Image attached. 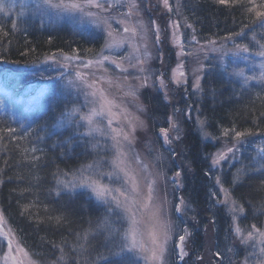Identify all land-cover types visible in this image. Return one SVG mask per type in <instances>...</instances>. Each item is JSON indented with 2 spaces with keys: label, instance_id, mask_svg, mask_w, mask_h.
<instances>
[{
  "label": "trees",
  "instance_id": "obj_1",
  "mask_svg": "<svg viewBox=\"0 0 264 264\" xmlns=\"http://www.w3.org/2000/svg\"><path fill=\"white\" fill-rule=\"evenodd\" d=\"M262 5L264 0L172 1V17L200 43L239 53L240 63L233 70L242 75L232 73L230 66L218 65L211 54L200 70L198 88L188 77L185 85L170 92L168 101L156 85L141 92L156 144L160 143L154 130L164 129L169 115H175L181 124L180 139L174 154L168 151L165 167L167 181L172 173L181 172L178 189L170 182L171 212L177 221L176 200L183 198L188 207L183 223L191 231L188 255L181 262L175 257L176 264H210L204 253L207 230L212 234L214 264L221 260L226 242L234 243V238L226 233L229 216L212 192L211 156L217 149L242 150L243 166L251 171L234 185L229 172L223 182L243 208L242 224L264 228V72L256 70L262 59L258 55L260 45L264 44V16L258 15L264 12ZM0 8V77L5 89L16 91L21 75L48 70V59L53 55L79 54L90 58L102 47L104 37L100 32L89 29L80 33L66 23L48 24L40 17V10L23 12L7 0H0ZM242 48L248 51H240ZM61 102L60 98L59 103H53V108L49 106L26 127L9 114L0 115L1 212L21 244L42 263L71 264L81 257L83 264H120L107 251L105 236L98 232L104 218L103 206L85 191L59 189L57 174L63 179L62 173L71 174L92 160L89 151L71 139V131L55 130ZM197 121H202L207 138L199 132ZM226 130L228 135H224ZM235 132L250 134L237 140ZM86 230L91 231L87 242L83 240ZM61 255L64 260L59 259Z\"/></svg>",
  "mask_w": 264,
  "mask_h": 264
},
{
  "label": "rangeland",
  "instance_id": "obj_2",
  "mask_svg": "<svg viewBox=\"0 0 264 264\" xmlns=\"http://www.w3.org/2000/svg\"><path fill=\"white\" fill-rule=\"evenodd\" d=\"M172 1L176 2V0H168L167 8L164 6L163 0H135L137 7L134 9H130L129 0H120L119 5L110 9L106 7L104 11L95 8L86 10L93 13L98 19L107 20L108 25H110V28H107L103 23L97 25V23L93 22L92 18L82 16L79 12H65L62 9L44 7L41 4V0H7L9 5L17 7L23 12L29 9L35 12H37L36 10H40V17L48 24L66 23L80 33H85V30L89 29L102 33L104 38L101 49L105 47L106 41L110 39L107 36L109 30L112 31L113 36L117 39H126L125 43L119 47L105 50L104 55L109 57V61L104 62L103 65L93 63L89 68L84 67V64L88 61L100 59V51L90 58H82L79 54L65 53H58L49 57V67L45 72H33L19 76L16 84V87L19 85L16 91H20V96L18 97L17 92L12 93L9 89L1 86L2 78L0 77V115L9 114L11 118L14 117V120L17 122L21 121L19 123L26 127L31 121L33 122L47 112L49 106L53 108L52 104L56 101L59 103V99L61 98L62 102L58 107L59 112H56L55 130L61 132L64 130L71 131V139L76 144L82 145L84 150L89 151L88 153L92 157L90 162L94 160L101 161L102 171L110 170L109 161L114 154L110 150L112 140L109 137L112 133L109 132L108 135L95 134L84 136L82 134L85 132L86 127L82 122L79 127L76 123V121H79V114L71 116L70 113L74 108H78L80 113H86L89 107H91V105H85L83 93L77 87L78 74L89 80L100 78L104 81H112L111 87L107 83H101L97 86L107 89L109 95L116 99L117 104L127 109L126 113H122L121 108L113 110L116 116L113 117L114 123L112 127L117 129L122 128L125 133H130L129 138L132 143L131 145L125 143V150L129 153L127 163L133 173L137 174L138 179L141 180L142 191H147L146 184L149 181H155V195L157 197L155 202L162 205L164 218L171 225L172 239L167 246V264L174 263L175 257H177L179 262L187 257V242L191 234V231L183 223V221L185 222L184 215L186 209L188 210L183 198L177 197L176 200V207L179 206L181 209L179 212L176 211V216L180 220L178 221L177 219L175 221L171 212V209H173V193L170 182L174 184L175 189H178L181 185V172L172 173L167 181L165 168L168 161V151L174 154L175 144L180 139L181 124L177 121L175 115H169L167 125L163 129L165 131H161L162 128H155L154 130V134L160 143L156 144L153 140L154 137L150 134L149 121L142 104L141 92L145 87L156 85L168 101L170 99V92L179 86L185 85L188 77L193 78V86L198 88L201 80L200 70L204 66V61L211 54H214L211 57L213 61L221 67L230 66L233 71L232 73L235 74L238 71L234 72L233 69L240 63L238 62V52L232 53L231 50L225 47L217 48L200 43L192 35L191 31L187 30L179 21H176L172 17ZM55 2H59V0H55ZM102 2L107 5V0H102ZM130 11L133 13L131 16L128 15ZM145 14H148L149 17ZM117 21H123L124 23H117ZM138 21L142 22V27ZM124 27H136V37L133 39L130 33H125ZM164 49H167L166 53ZM220 56L221 60H219ZM65 57H69L70 59H65ZM260 59V62L256 65V67L259 65L256 70L264 72V58L260 56ZM250 67L248 69L252 71V65ZM140 69L143 70L141 71ZM166 69L168 70L166 71ZM180 71L184 73L183 76L179 75ZM130 88L135 91L134 98L124 95ZM141 108L142 110H140ZM129 115L132 123L135 125L134 130L129 127L125 119ZM197 124L199 132L204 138H207L202 127V121H197ZM100 126L105 131H108L107 118L101 121ZM166 139L167 143L165 142ZM93 145L97 147L94 149ZM229 148L232 149L231 152L228 151ZM220 153H225L226 158L221 159L218 164L213 165V159ZM137 157L141 161L140 164L136 163ZM242 158L243 152L238 147L220 148L212 153L211 156L213 174L212 192L216 200H219L218 203L225 207L230 219V225L226 233L234 238L232 245L226 242L225 252L222 255L223 259L221 257V260H216V264H261L264 261V252H262L264 243L259 242L258 233L252 231L253 225L246 227L242 224L241 221L244 220L245 213L244 211H240L241 206L237 202L232 204L231 201L234 199L231 195L230 187L226 186L223 182L224 176L229 172L233 180L232 185H234L238 180L242 179L246 172L249 173L251 171V169L243 166L244 161ZM237 174H239L238 180L235 179ZM70 178L71 176L69 175V177L63 179ZM101 179L102 183L110 184L112 187H118L122 183V179L117 180L115 177L109 180L107 176H103ZM218 180L219 183H217ZM221 188L227 190V197L221 191ZM59 189L62 192H70L62 190L60 186ZM76 191H85L90 198L103 206L104 218L99 224L98 232L105 236L106 249L110 255L118 258L120 262L121 259L128 260L134 258L131 253L125 254L122 258L112 255V252L118 250L115 248V244L119 241L118 231L126 227V223L122 224L118 221L116 215L108 212L110 205L98 201L87 189L76 188L71 192ZM226 200L227 202H225ZM0 214L3 215L5 221L3 225L4 232L0 233V248L3 251H7L8 241L6 235L8 229H11V227L1 209ZM105 220L108 221L111 228H115L118 231L111 233L109 228L103 227L102 225ZM237 229L240 230L239 234H237ZM258 230L264 231V228ZM249 233H252L251 238H249ZM205 235V239H207L206 250L204 252L205 258L208 263L214 264L215 256L212 251V234L207 230L205 231ZM180 236H185V240L182 243L179 240ZM18 242L21 244L19 239ZM176 244H180V248H177ZM21 246L23 245L21 244ZM2 254L0 252V255ZM205 258L203 259L205 260ZM32 259L37 261L38 264H60L55 261L42 263L35 257H32ZM75 261L76 263L71 264H83L85 260L78 257V259L75 258ZM63 264L67 263L64 262ZM137 264H143V261H137Z\"/></svg>",
  "mask_w": 264,
  "mask_h": 264
},
{
  "label": "snow or ice",
  "instance_id": "obj_3",
  "mask_svg": "<svg viewBox=\"0 0 264 264\" xmlns=\"http://www.w3.org/2000/svg\"><path fill=\"white\" fill-rule=\"evenodd\" d=\"M226 0H220V3H225ZM120 0H107V5L102 2V0H41V4L44 7L51 9H62L65 12H79L82 16H87L92 18L94 23L99 25L103 23L107 28H110L107 20L98 19L93 13L86 11L87 9L95 8L101 11L107 8H113L119 5ZM164 6L168 7V0H163ZM130 9L137 7L135 0H129ZM261 7H264L262 5ZM0 10H3L0 8ZM252 11V9H249ZM133 13L130 11L129 16ZM259 16H264V12H259ZM117 23L123 24V21H117ZM138 23L142 27V22ZM125 33H130L131 37L134 39L137 35L136 27H124ZM107 36L110 38L106 41L105 47L100 50V59L95 61H88L84 64L85 68L91 67L93 63L103 65L104 62L109 61V57L104 55L105 50H111L114 47H119L125 43L126 38L117 39L113 36L112 31L107 32ZM262 49L258 55L264 57V44L260 45ZM240 51L247 52V48L239 49ZM65 59H70L65 57ZM141 71L143 69H140ZM242 75V73H238ZM180 76H183L182 71L179 72ZM264 78V76H262ZM77 87L82 91L85 105H91L86 113H80L78 108H74L70 113L71 116L79 114V121H76L77 126L81 125V122L86 127L85 132L82 134L84 136H92L95 134L108 135L109 132L112 144L110 145V150L114 153L109 161L110 170L102 171V163L100 160H94L86 165H82L80 169L69 174L68 172L62 173V176L67 178L69 175L70 179H61V174H57V182L62 190L73 191L76 188L87 189L92 193V195L100 202L109 204L110 207L108 212L112 215L117 216V220L122 224L126 223V227L122 230H117L111 228L108 221L103 222V227L109 228L111 233H116L118 231L119 241L115 244L117 251L112 252L113 256L123 257L125 254L131 253L132 259L124 260L121 259L120 264H137V261H143V264H167L166 253L169 241L172 239L171 235V225L164 218L162 205L156 203L157 197L155 195V181H149L146 184L147 191H142V182L138 179V175L134 174L133 171L128 166L127 160L129 153L125 150V143L131 145L132 141L129 136L130 133H125L123 129H117L112 127L114 120L113 117L116 113L113 111L116 108H121L122 113H126L127 109L121 107L117 104L116 99L111 97L108 90L103 87H98V84L107 83L109 87L112 86V81H104L100 78H94L89 80L86 77H82L80 74L77 75ZM199 87V86H198ZM124 95L135 97V91L129 89ZM142 110V108L140 109ZM107 118V130L102 128L101 121ZM130 128H135L132 123V119L126 116ZM12 131V129H10ZM165 131V130H161ZM234 131V130H233ZM166 134V133H165ZM247 132H235V138L239 140L241 137L249 135ZM167 135V134H166ZM224 135H228L226 130ZM167 143V139L165 141ZM97 146L93 145L95 149ZM229 152L232 151L231 148L228 149ZM264 151V149H262ZM226 154L220 153L217 157L213 159V165L219 163L221 159H225ZM136 163L140 164L141 161L139 157L136 158ZM179 175V173H177ZM107 176L109 180L115 177L117 180L122 179V183L118 187H112L110 184L102 183V177ZM236 180L239 179V174H237ZM219 183V180L217 181ZM221 191L225 193L226 197L228 195L227 190L221 188ZM227 202V200L225 201ZM235 204L236 201H231ZM176 211H181L180 207H176ZM235 211V209H233ZM243 211V208L240 209ZM59 222V220H58ZM4 217L0 214V233L4 232ZM239 229H237V234H239ZM252 231L258 233L259 242L264 243V231H260L255 225L252 226ZM91 235L90 230H86L83 235V240L88 241ZM252 237V233H249V238ZM79 238V237H78ZM6 239L8 241L7 251H3L0 248V264H38L37 261L32 259L35 253H30L21 246L18 242V238L14 234V230L8 229ZM180 242H184L185 236L179 237ZM81 248L84 245H80ZM177 248H180V244H176ZM63 251V249H61ZM182 251V249H181ZM264 252V249H262ZM60 260H64V256L59 257ZM264 264V261L261 262Z\"/></svg>",
  "mask_w": 264,
  "mask_h": 264
}]
</instances>
